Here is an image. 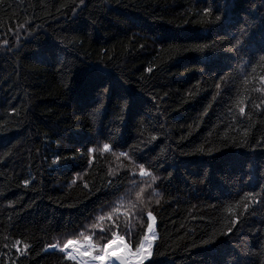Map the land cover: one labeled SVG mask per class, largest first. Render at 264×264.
I'll return each mask as SVG.
<instances>
[{"label": "trees", "instance_id": "16d2710c", "mask_svg": "<svg viewBox=\"0 0 264 264\" xmlns=\"http://www.w3.org/2000/svg\"><path fill=\"white\" fill-rule=\"evenodd\" d=\"M148 213L141 264H264V0H0V264Z\"/></svg>", "mask_w": 264, "mask_h": 264}, {"label": "rangeland", "instance_id": "374dc122", "mask_svg": "<svg viewBox=\"0 0 264 264\" xmlns=\"http://www.w3.org/2000/svg\"><path fill=\"white\" fill-rule=\"evenodd\" d=\"M108 218L110 219L109 214ZM154 230V221H152L148 228L147 236L142 241V244L138 250H133L127 241L122 237L115 238L113 241L107 243L106 246H100L93 240V237H95L94 234L85 235L82 232H80L79 236L74 240L66 241L62 249L64 253L69 254V252H71L76 254V260H78L80 263L81 260H84L87 262V264H101L100 261L93 258L103 256L106 252H115L117 255H120L121 253H131L132 264H140L150 258L153 241L156 238V233ZM69 241H71V243H69ZM80 252L85 253V255L81 257L78 255ZM113 256L114 255H111L104 261L107 260L109 264H114L112 261Z\"/></svg>", "mask_w": 264, "mask_h": 264}, {"label": "clouds", "instance_id": "9594fccd", "mask_svg": "<svg viewBox=\"0 0 264 264\" xmlns=\"http://www.w3.org/2000/svg\"><path fill=\"white\" fill-rule=\"evenodd\" d=\"M78 255H80L82 257V256L85 255V253L80 252V253H78ZM111 255H117V253H115V252H112V253L106 252L103 256H98V257H95L94 259L100 261L101 264H103V261L105 259L109 258ZM75 256H76V254H75ZM118 258L123 260L124 264H132V254L131 253H121ZM81 264H87V262L84 261V260H81Z\"/></svg>", "mask_w": 264, "mask_h": 264}, {"label": "water", "instance_id": "95a60500", "mask_svg": "<svg viewBox=\"0 0 264 264\" xmlns=\"http://www.w3.org/2000/svg\"><path fill=\"white\" fill-rule=\"evenodd\" d=\"M118 257H119V256H116V257L114 258L115 262H116L117 264H124L123 260H121V259L118 258ZM103 264H107V263L105 262V263H103Z\"/></svg>", "mask_w": 264, "mask_h": 264}, {"label": "snow or ice", "instance_id": "6c2138e0", "mask_svg": "<svg viewBox=\"0 0 264 264\" xmlns=\"http://www.w3.org/2000/svg\"><path fill=\"white\" fill-rule=\"evenodd\" d=\"M84 2V0H81V3H83ZM69 243H71V241H69ZM69 257L71 258V259H76L77 257L75 256V254L74 253H71V252H69ZM95 258V257H94ZM93 258V259H94Z\"/></svg>", "mask_w": 264, "mask_h": 264}]
</instances>
